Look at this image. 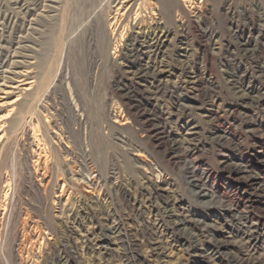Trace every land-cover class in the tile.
<instances>
[{
	"label": "rangeland",
	"instance_id": "obj_1",
	"mask_svg": "<svg viewBox=\"0 0 264 264\" xmlns=\"http://www.w3.org/2000/svg\"><path fill=\"white\" fill-rule=\"evenodd\" d=\"M0 95V264H264V0H0Z\"/></svg>",
	"mask_w": 264,
	"mask_h": 264
},
{
	"label": "bare ground",
	"instance_id": "obj_2",
	"mask_svg": "<svg viewBox=\"0 0 264 264\" xmlns=\"http://www.w3.org/2000/svg\"><path fill=\"white\" fill-rule=\"evenodd\" d=\"M115 30V29H114ZM241 43V42H240ZM242 44V43H241ZM242 47V46H241ZM244 49H246V48H244ZM129 56V55H128ZM20 75H23V76H25L24 74H20ZM21 78V77H20ZM25 77H23V79H20V80H16L17 82H20L21 84H19V86L20 87H22L21 89H18V88H20L18 85L17 86H11L12 88H14V89H18L19 91H23V90H27V88H30V86H28L29 85V83L27 82V78L26 79H24ZM234 83L233 84H237V83H242L241 82V78L240 77H236V78H234ZM18 84V83H17ZM28 86V87H27ZM9 87V86H8ZM18 92V91H17ZM2 94V93H1ZM6 94V93H5ZM1 96V95H0ZM241 97L242 98H245L246 100H253V98H251V97H247L245 94L244 95H241ZM257 99V98H256ZM255 101V100H254ZM250 102V101H249ZM4 104V103H3ZM0 105H2V103H0ZM252 105V104H251ZM254 105V104H253ZM256 106V105H255ZM115 122H117V123H119V120H114ZM254 123V122H253ZM3 125V121L2 120H0V128L1 127H3L2 126ZM138 155H139V153H138ZM240 169V168H239ZM241 170V169H240ZM243 170V169H242ZM251 182H253V181H251ZM249 230V229H248ZM100 245V244H99ZM102 245V244H101ZM155 247V246H154ZM239 259V258H238ZM236 260V259H235ZM255 260V259H254ZM237 261V260H236ZM249 261V260H248ZM240 262H241V260H240ZM247 263V262H246ZM248 264V263H247ZM249 264H258V261H250L249 262Z\"/></svg>",
	"mask_w": 264,
	"mask_h": 264
}]
</instances>
